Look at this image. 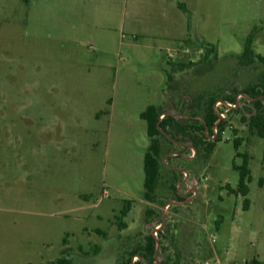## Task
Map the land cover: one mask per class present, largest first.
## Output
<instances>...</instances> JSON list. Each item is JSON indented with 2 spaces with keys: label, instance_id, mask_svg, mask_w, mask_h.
<instances>
[{
  "label": "rangeland",
  "instance_id": "1",
  "mask_svg": "<svg viewBox=\"0 0 264 264\" xmlns=\"http://www.w3.org/2000/svg\"><path fill=\"white\" fill-rule=\"evenodd\" d=\"M159 1L0 0V264L264 263V142L248 128L253 102L241 97L227 112L218 141L199 129L216 100L264 88V64L238 65L250 34L264 56V0H164L187 7L188 46L210 45L215 56L204 74L178 73L168 91L165 51L176 43L149 37L156 22L139 7ZM196 52L183 59L197 62ZM148 105L170 120L151 201L139 118ZM236 152L249 156L247 210L227 193L238 182L232 165L242 164Z\"/></svg>",
  "mask_w": 264,
  "mask_h": 264
},
{
  "label": "trees",
  "instance_id": "2",
  "mask_svg": "<svg viewBox=\"0 0 264 264\" xmlns=\"http://www.w3.org/2000/svg\"><path fill=\"white\" fill-rule=\"evenodd\" d=\"M252 34H250L246 40L243 47V51L241 56L238 57V65L241 66H249L254 63L264 64V56L255 54L251 49L252 43ZM203 53L201 58L197 62H188V63H171L167 62V67L164 70L165 74V83L166 89L171 90L175 89L178 86L177 80L175 76L178 73L193 70L196 74H204L210 70L212 65V59L215 58L213 47L207 44L201 46ZM177 84V86H176ZM256 92L259 94L258 96H251L253 99V109L250 117L247 120L248 128L251 132L255 133L260 139L264 142V103L263 99L260 96H264V88L256 87ZM234 101V99L232 100ZM263 112V113H262ZM164 113L162 107L160 105H149L147 106L140 114L139 118L146 123V134L149 138V145L143 157V197L146 201H151L152 195L154 194L156 187L158 185L159 176H160V168H159V154H160V145L158 142V137L164 136L170 138L169 134H166L165 127L168 126L170 123L169 117L167 115L159 122L158 117L160 114ZM209 118H205L201 120L200 124V132L202 133L203 138H205L203 132L205 128L210 129L213 121L215 120V116ZM245 119V117H242ZM169 120V121H168ZM245 121V120H244ZM180 126L178 122L176 123V127ZM223 131L222 123L219 125L218 133ZM167 138V139H168ZM218 135L215 141L217 140ZM206 139V138H205ZM212 141V142H213ZM214 144L209 143L207 150L210 152L213 149ZM233 147L237 151L239 147V143L237 140L233 141ZM236 156H242V164L240 166H236L235 164L232 165V168L237 171L238 173V182L235 189L227 188L228 194H235L241 195L244 197L242 209L247 210L249 201L246 198L248 194V183L251 180L250 171L248 169V159L249 156L247 154H239L236 152ZM263 161H264V143H263ZM262 181V180H261ZM260 181V184H261ZM129 208H123L121 215L125 216L128 213ZM124 228L125 225L121 224V229ZM97 233L98 230H96ZM152 238V237H151ZM153 239V238H152ZM151 239L150 250L154 247V241ZM153 242V243H152ZM63 244H66V239H63ZM57 264H72L70 260L66 258H60L57 260ZM248 264H264L263 262L253 258Z\"/></svg>",
  "mask_w": 264,
  "mask_h": 264
},
{
  "label": "crops",
  "instance_id": "3",
  "mask_svg": "<svg viewBox=\"0 0 264 264\" xmlns=\"http://www.w3.org/2000/svg\"><path fill=\"white\" fill-rule=\"evenodd\" d=\"M143 9L144 16L146 18H154L156 25L155 29L159 32L157 37L154 36V33H149V37L151 38H164L169 39L170 41H174L176 43L175 47L166 48V58L168 62H177V63H186L192 60H184L183 57H186L187 54L190 53L191 50L197 51V54H202L203 50L200 47L194 48L189 47V38L183 37L181 38L184 30L189 28L190 19L187 21L184 19V14L187 12V7L184 3H175L168 2L164 0H160L159 2H155L154 4H147L144 7L140 6ZM188 47L191 49H188ZM182 59L180 60V58ZM179 59V60H177ZM149 106V105H148ZM141 113V112H140ZM139 113V114H140Z\"/></svg>",
  "mask_w": 264,
  "mask_h": 264
},
{
  "label": "built area",
  "instance_id": "4",
  "mask_svg": "<svg viewBox=\"0 0 264 264\" xmlns=\"http://www.w3.org/2000/svg\"><path fill=\"white\" fill-rule=\"evenodd\" d=\"M241 97L244 99L246 98L249 101H253L252 98H248L246 95L238 94L234 101L229 102L226 100H220L219 99V100H216L214 102V104L212 106V111H213V114L215 116V120L213 121L211 128L210 129L205 128V130L203 132V134L207 140L213 141L216 139V137L218 135L219 125L225 121L227 112H229L231 110H236V108L239 107V100L242 99ZM164 117H165L164 113L160 114L158 117V121L160 122ZM191 152H192V154H191L190 158H192L194 156V150L193 149H191ZM163 163H165L164 159H163ZM180 174L183 178V181L188 178V175L186 174L185 171L180 170ZM188 191L191 192V196H192L195 192V189L193 186H189ZM157 230H158V227L155 228L153 233L156 232ZM154 234H156V233H154Z\"/></svg>",
  "mask_w": 264,
  "mask_h": 264
},
{
  "label": "water",
  "instance_id": "5",
  "mask_svg": "<svg viewBox=\"0 0 264 264\" xmlns=\"http://www.w3.org/2000/svg\"><path fill=\"white\" fill-rule=\"evenodd\" d=\"M165 114V116L167 115V113H164Z\"/></svg>",
  "mask_w": 264,
  "mask_h": 264
}]
</instances>
